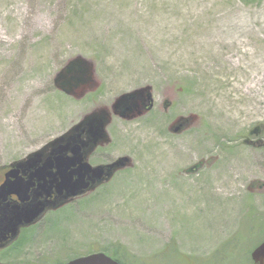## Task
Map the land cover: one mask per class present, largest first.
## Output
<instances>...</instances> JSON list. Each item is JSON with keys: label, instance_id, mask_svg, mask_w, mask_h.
Here are the masks:
<instances>
[{"label": "rangeland", "instance_id": "obj_1", "mask_svg": "<svg viewBox=\"0 0 264 264\" xmlns=\"http://www.w3.org/2000/svg\"><path fill=\"white\" fill-rule=\"evenodd\" d=\"M76 60L91 67L88 84L66 92L56 80ZM144 88L153 110L112 112L111 145L92 159L130 167L24 231L3 264L112 257L116 245L129 264H253L264 241V0H0V179Z\"/></svg>", "mask_w": 264, "mask_h": 264}, {"label": "water", "instance_id": "obj_2", "mask_svg": "<svg viewBox=\"0 0 264 264\" xmlns=\"http://www.w3.org/2000/svg\"><path fill=\"white\" fill-rule=\"evenodd\" d=\"M75 62L76 65L72 63L56 80L66 92L71 87L85 84L87 76L90 75L91 67L87 62ZM76 66L78 71L75 70ZM152 108L151 89L144 88L121 96L112 110L115 115L119 113L122 118H127L135 111L141 116ZM111 119L112 114L106 109H98L41 150L10 166L11 169L6 174L8 180L0 187V243L15 239L21 228L37 224L48 211L58 210L76 198L109 183L116 172L131 165V159L126 156L110 165L96 167L86 160L85 150L91 151L99 144L110 143L107 128ZM69 154L73 157H68ZM15 183L20 187L19 191L11 189ZM35 183L38 187L29 192V187ZM53 189L57 195L51 201L49 198ZM12 193L20 197L21 204L7 203V198ZM251 259L254 264H264V242L252 252ZM66 264L119 263L104 253H95Z\"/></svg>", "mask_w": 264, "mask_h": 264}, {"label": "flooded vegetation", "instance_id": "obj_3", "mask_svg": "<svg viewBox=\"0 0 264 264\" xmlns=\"http://www.w3.org/2000/svg\"><path fill=\"white\" fill-rule=\"evenodd\" d=\"M88 77V76H87ZM86 85L88 84V78L86 79V82H84ZM80 86V85H79ZM79 86H77V87H79ZM77 87H71V90H74L75 88H77ZM102 109H106L109 113H111L112 114V112H113V110H112V107H111V109L109 108V107H107V108H102ZM153 110V109H152ZM151 110V111H152ZM135 113L136 114H138V112L137 111H135ZM135 113H134V115H135ZM113 115V114H112ZM132 115V114H131ZM131 115H128V117L127 118H130V116ZM114 116V115H113ZM112 116V117H113ZM113 119H111V121H112ZM84 139H86V136H84L83 137ZM111 145V143L110 144H105V143H102V144H99L98 146H96V147H93L92 149L93 150H85L86 152H85V157H86V160H87V162L91 165V166H94V167H96V166H100V165H110V164H112V163H114L116 160H118V159H116V160H114V161H110V162H108V163H105V164H97V163H93L92 162V159H93V157H96V155H98V154H100L101 153V151H103L105 148H107V147H109ZM68 157H70V158H72L73 157V155L72 154H69L68 155ZM131 164V163H130ZM130 167V166H129ZM128 168V167H127ZM127 168H124V169H122V170H119L118 172H116L115 173V175L113 176V178L112 179H114L115 177H116V175L117 174H119L121 171H123V170H126ZM10 166L9 167H7V169L3 172V174H2V176H1V179H0V187H2L5 183H6V181L8 180V179H5L6 178V174L10 171ZM12 180V182H16V180L15 179H11ZM28 179H23V181H27ZM38 186L36 185V183L33 185V186H30L29 187V192H32V191H34L36 188H37ZM11 189H13L14 191L16 190V191H19V189H20V187L15 183V184H13V187L11 188ZM52 196H51V198H49V200H51V201H53L55 198H56V195L57 194H55V189H53L52 190ZM86 195V194H85ZM84 196V195H83ZM80 197H82V196H80ZM79 198V197H78ZM78 198H76V199H78ZM75 199V200H76ZM74 200V201H75ZM73 201V202H74ZM7 203H11V204H21V201H20V197L16 194V193H12V194H10L9 196H8V198H7ZM71 203V202H70ZM70 203L68 204V205H70ZM67 205V206H68ZM67 206H65V207H67ZM65 207H63V208H65ZM63 208H60V209H58V210H51V211H49L47 214H49V213H56V212H59L60 210H62ZM46 214V215H47ZM45 217V216H44ZM41 222V221H40ZM39 222V223H40ZM38 223V224H39ZM38 224H33V225H31V226H27V227H23V228H21L20 229V231H19V235L15 238V239H13V240H7L6 242H2V243H0V264H3L4 262H2V261H4V257L2 256L4 253H6V252H8L9 250H13V249H16L18 246H19V243L21 242V237H22V235H23V233H24V231H26V230H29V229H32V228H34L35 226H37ZM9 238V237H8ZM3 258V259H2Z\"/></svg>", "mask_w": 264, "mask_h": 264}, {"label": "trees", "instance_id": "obj_4", "mask_svg": "<svg viewBox=\"0 0 264 264\" xmlns=\"http://www.w3.org/2000/svg\"><path fill=\"white\" fill-rule=\"evenodd\" d=\"M182 257L185 258L184 256H182ZM112 258L115 261H117L119 264H129L132 257L126 248H124L123 246H120V245H116L113 247Z\"/></svg>", "mask_w": 264, "mask_h": 264}]
</instances>
